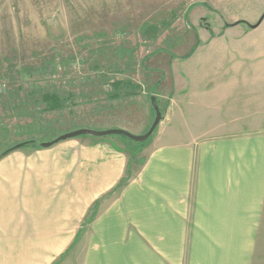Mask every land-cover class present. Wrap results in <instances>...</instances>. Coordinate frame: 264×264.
<instances>
[{"label":"rangeland","instance_id":"obj_1","mask_svg":"<svg viewBox=\"0 0 264 264\" xmlns=\"http://www.w3.org/2000/svg\"><path fill=\"white\" fill-rule=\"evenodd\" d=\"M204 2H0V201L13 203L12 209L8 204L0 208V264H126L129 257L158 254L144 232L126 222L119 204L126 182L113 190L93 179L103 175L102 164L109 161L108 151L104 159L92 157L95 136L81 135L47 148L26 145L3 154L24 141L49 142L78 129L139 126L152 111L149 66L175 63L181 76L176 85L185 93L188 66H220V58L221 66H264V22L255 30L250 26L259 23L248 22L254 18V5L223 0L221 8L242 17L222 23L214 16L204 19L205 7L190 12L189 4ZM191 14L195 22H190ZM144 26L155 27L154 33L142 35ZM205 27H221L224 34L190 50L194 32ZM116 82L120 86L115 88ZM46 93L64 99V108L45 111ZM114 94L119 97L111 99ZM158 100L164 113L165 99ZM154 118L152 111L143 134ZM153 132L140 142L122 135L104 137L112 155L127 160L129 178L139 170L141 151ZM39 201L42 206L35 203ZM34 212L46 214V226L37 228ZM107 215L112 219L103 223Z\"/></svg>","mask_w":264,"mask_h":264},{"label":"crops","instance_id":"obj_2","mask_svg":"<svg viewBox=\"0 0 264 264\" xmlns=\"http://www.w3.org/2000/svg\"><path fill=\"white\" fill-rule=\"evenodd\" d=\"M242 1L254 5V18L248 22L259 23L255 30L264 22V0ZM207 2L189 4L190 12L205 7L204 19L214 16L222 23H237L242 17L221 8L223 0ZM193 14L190 22L196 21ZM223 34L221 27L200 28L190 50L214 43ZM219 61L220 66H188L186 93L176 85L181 76L175 63L149 66L147 86L157 103L159 97L165 99L164 113L119 204L126 222L138 226L158 254L129 257L126 264H264V66H221ZM152 111L141 126L121 128L143 134ZM106 129L110 127L96 128ZM104 137L92 138L97 140L92 157L109 160L102 164L103 175L93 179L113 189L127 171V160L113 156ZM8 202L0 201V208ZM106 217L103 223H110L111 216ZM48 219L33 213L37 228L46 226Z\"/></svg>","mask_w":264,"mask_h":264},{"label":"water","instance_id":"obj_3","mask_svg":"<svg viewBox=\"0 0 264 264\" xmlns=\"http://www.w3.org/2000/svg\"><path fill=\"white\" fill-rule=\"evenodd\" d=\"M256 27V26H253ZM151 105L154 109L155 112V118L151 124V127L149 128V130L143 134V135H132L131 133L123 130V129H107V130H91V129H78V130H74L71 132H67L64 133L58 137H56L55 139H53L52 141L49 142H42L39 143L41 147L47 148V147H51L59 142L77 137V136H81V135H88V136H95V137H103V136H108V135H122L125 136L129 139L135 140V141H143L145 139H147L149 137V135H151V133L153 132V130L155 129V127L158 125L159 121L161 120L162 116H161V112L159 111L156 102H155V98L152 97L151 98ZM23 146V144H17L13 147H11L9 150H7L3 155L16 150L18 148H21Z\"/></svg>","mask_w":264,"mask_h":264},{"label":"trees","instance_id":"obj_4","mask_svg":"<svg viewBox=\"0 0 264 264\" xmlns=\"http://www.w3.org/2000/svg\"><path fill=\"white\" fill-rule=\"evenodd\" d=\"M250 27H253V26H250ZM154 30H155V27L146 26V28L143 29L142 35H147L148 33H154ZM189 55H190V53L187 54L186 57H188ZM113 86L115 88L119 87L120 82L114 83ZM118 97H119L118 94H114V95L110 96L111 99H117ZM64 101H65L64 99L60 98V96L58 94H55V93H53V94L46 93V94L42 95V102L45 104V111H47V112H50V111L53 112V111L60 110V109L64 108V106H65ZM155 102H156V105L158 107V103H157L156 98H155ZM159 111L161 112L160 109H159ZM161 116H163L162 112H161ZM39 143L40 142H38L36 140H27V141H24L20 144H23V146H26V145L40 146ZM129 176H130V170L127 168L125 177L119 182V185L124 184L128 180Z\"/></svg>","mask_w":264,"mask_h":264}]
</instances>
